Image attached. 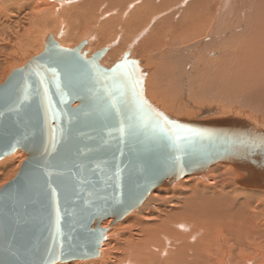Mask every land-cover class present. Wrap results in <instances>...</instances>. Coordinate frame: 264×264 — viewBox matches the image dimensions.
I'll return each instance as SVG.
<instances>
[{
  "label": "water",
  "instance_id": "95a60500",
  "mask_svg": "<svg viewBox=\"0 0 264 264\" xmlns=\"http://www.w3.org/2000/svg\"><path fill=\"white\" fill-rule=\"evenodd\" d=\"M48 35L0 83V160H25L0 187V264L97 258L118 223L156 188L233 160L238 183L264 189V133L213 112L175 118L146 96L145 63L110 68Z\"/></svg>",
  "mask_w": 264,
  "mask_h": 264
},
{
  "label": "bare ground",
  "instance_id": "6f19581e",
  "mask_svg": "<svg viewBox=\"0 0 264 264\" xmlns=\"http://www.w3.org/2000/svg\"><path fill=\"white\" fill-rule=\"evenodd\" d=\"M1 1L0 81L20 67L11 53H26L35 34L73 48L97 30L110 44L99 64L110 68L126 52L143 61L146 96L173 117L209 111L264 133V0ZM24 8V23L11 21ZM25 158L16 151L0 160V187ZM231 162L154 189L117 226L102 223L97 258L57 264H264V189L240 185Z\"/></svg>",
  "mask_w": 264,
  "mask_h": 264
},
{
  "label": "rangeland",
  "instance_id": "374dc122",
  "mask_svg": "<svg viewBox=\"0 0 264 264\" xmlns=\"http://www.w3.org/2000/svg\"><path fill=\"white\" fill-rule=\"evenodd\" d=\"M15 1H26V0H7V1H3V3L4 2H10V3H12V2H15ZM54 1V0H53ZM0 2H2L1 0H0ZM20 3V4H23V3ZM55 2V1H54ZM57 3V2H56ZM71 4V3H70ZM16 10V11H15ZM24 11H22V9H13L12 10V13L11 14H9V15H11V21H15V22H18V20H19V23H20V21L21 20H23V16L25 17V12H26V9L24 8L23 9ZM24 12V13H22V12ZM15 12V13H14ZM16 12H17V14H16ZM22 13V14H21ZM14 14H16L17 15V17H15L14 16ZM21 14V15H20ZM12 15H13V17H12ZM112 15V14H111ZM15 17V18H14ZM17 19V20H16ZM104 19H106L107 20V17H105ZM1 20H3V19H1ZM158 20V19H157ZM156 20V21H157ZM63 20H61V22H62ZM155 21V22H156ZM100 22H104L103 21V19L100 21ZM24 23V20L20 23V24H23ZM60 24V23H59ZM62 24H64L65 25V23L64 22H62L61 23V25L60 26H58V23L57 24H55V26L56 27H61V26H64V25H62ZM62 28L63 27H61V30H62ZM65 29L64 30H66V26L64 27ZM57 29H55V30H53V32L54 31H56ZM64 30L62 31V32H64ZM89 32V33H88ZM85 31V33H83L82 32V35L79 37V38H81L84 42H86V47L87 48H89V50L91 51V53L92 52H96V51H98L99 49H102L103 47L105 48V46H106V49H107V45L109 44V43H107L106 42V44L105 43H102V40H101V38H102V35L100 34V33H98V31L97 30H95V31ZM37 34H38V32H36ZM55 33V32H54ZM66 34V33H65ZM39 35V34H38ZM37 35V36H38ZM35 36H36V34H35ZM34 36V39H37V40H35L34 42H36L35 43V45H34V43H32V45H34V46H30L29 48H28V51L26 52V53H24V54H21V55H19L17 58L15 57V52H12L11 53V56H12V58L13 59H15L16 61H20V63H18L17 65L18 66H22L25 62H27L30 58H32L33 56H35V55H37V53H38V50H40V49H42L43 47H44V42H43V38L42 37H40V36H38V37H35ZM62 37V36H61ZM121 37V35L120 36H117L116 38L118 39V38H120ZM78 38V39H79ZM58 39V38H57ZM77 39V40H78ZM80 40V39H79ZM75 41V40H74ZM99 41V43H100V41H101V43L103 44V45H101V44H98L97 42ZM79 42V41H78ZM76 43V42H75ZM112 43L113 44H115L114 43V40L112 41ZM190 43V42H189ZM96 44V45H95ZM167 44V43H166ZM185 44H188V43H185ZM185 44H180V45H185ZM98 45H100V46H98ZM110 45V44H109ZM168 45V44H167ZM178 46V45H177ZM176 46V47H177ZM180 47V46H179ZM112 48V47H111ZM127 49V48H126ZM123 51H125V49L123 50ZM122 51V52H123ZM130 53H131V51H130ZM21 56V57H20ZM20 58V59H19ZM20 64H22V65H20ZM13 69V68H12ZM9 72L11 71V69L10 70H8ZM9 75V73H7V76ZM1 76V75H0ZM7 76H5L4 77V79L7 77ZM3 82V80L2 81H0V83H2ZM248 111V110H247ZM246 112V111H245ZM248 115H249V113L248 112H246ZM255 115H257V114H255ZM12 156V155H11ZM9 157V156H8ZM7 157V158H8ZM5 159V158H4ZM2 161V160H1ZM224 165H226V164H224ZM227 167H230V166H228V165H226ZM231 168V167H230ZM2 177V176H1ZM0 177V178H1ZM198 178H200V177H198ZM5 184V183H4ZM3 185V184H2ZM1 185V186H2ZM237 187H239V186H237ZM137 211V210H136ZM109 224H110V222L108 223V226H109ZM114 226H117V224L116 225H114ZM113 226V227H114ZM191 241H195L194 239L192 240V238H191ZM258 258H259V262H261V257H260V255H258ZM225 260L226 259H224V260H222L221 262L219 261V263L218 262H216V264H228L229 262H225ZM229 264H231V263H229ZM243 264H245V263H243Z\"/></svg>",
  "mask_w": 264,
  "mask_h": 264
}]
</instances>
